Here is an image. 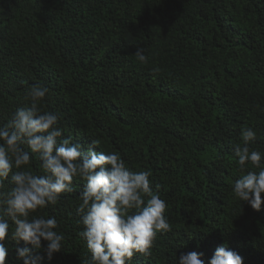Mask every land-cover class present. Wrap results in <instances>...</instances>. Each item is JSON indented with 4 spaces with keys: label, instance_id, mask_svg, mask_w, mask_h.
Returning <instances> with one entry per match:
<instances>
[{
    "label": "trees",
    "instance_id": "obj_1",
    "mask_svg": "<svg viewBox=\"0 0 264 264\" xmlns=\"http://www.w3.org/2000/svg\"><path fill=\"white\" fill-rule=\"evenodd\" d=\"M32 85L48 89L40 107L58 115V139L85 149L98 140V151L149 171L169 204L172 231L131 264H177L188 251L207 259L223 242L244 264H264V207L231 190L243 127L264 152V0H0V126L30 104ZM82 187L74 179L72 192L38 210L64 236L43 264L89 261L76 211ZM8 244L10 264H23Z\"/></svg>",
    "mask_w": 264,
    "mask_h": 264
},
{
    "label": "clouds",
    "instance_id": "obj_2",
    "mask_svg": "<svg viewBox=\"0 0 264 264\" xmlns=\"http://www.w3.org/2000/svg\"><path fill=\"white\" fill-rule=\"evenodd\" d=\"M135 58L148 63L142 48H136ZM47 93L44 85H32L27 90L30 104L18 107L0 126V264H10L9 240L16 245L14 260L23 264H43L61 252L64 236L56 231L57 218L38 210L72 192L74 179L83 184L76 211L83 225L80 236L91 253L87 264H131L136 254L151 256L158 234L172 231L165 215L169 204L154 193L151 173L132 170L118 152L98 151V140L85 149L70 138L58 139L63 135L58 115L40 107ZM256 138L254 128L246 126L241 142L232 145L240 175L231 190L234 198L260 211L264 152L250 147ZM34 157L39 172L32 170ZM203 257V252H180L177 264H244V257L225 242L210 258Z\"/></svg>",
    "mask_w": 264,
    "mask_h": 264
}]
</instances>
